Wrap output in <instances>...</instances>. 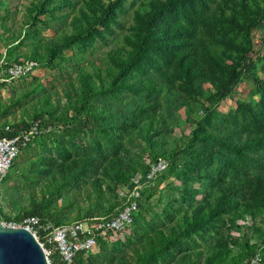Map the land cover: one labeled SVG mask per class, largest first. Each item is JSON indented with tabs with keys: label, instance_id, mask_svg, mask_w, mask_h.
Returning <instances> with one entry per match:
<instances>
[{
	"label": "trees",
	"instance_id": "16d2710c",
	"mask_svg": "<svg viewBox=\"0 0 264 264\" xmlns=\"http://www.w3.org/2000/svg\"><path fill=\"white\" fill-rule=\"evenodd\" d=\"M10 15L0 69L34 59L52 79L21 77L0 110L3 136L43 130L0 181L1 221L113 216L164 158L133 223L76 264H264V0H31L18 32ZM245 81L251 98L223 111Z\"/></svg>",
	"mask_w": 264,
	"mask_h": 264
},
{
	"label": "built area",
	"instance_id": "2783aa9c",
	"mask_svg": "<svg viewBox=\"0 0 264 264\" xmlns=\"http://www.w3.org/2000/svg\"><path fill=\"white\" fill-rule=\"evenodd\" d=\"M38 62L34 59L20 58L8 63L5 58L1 60L0 85L9 84L21 77L34 74ZM6 131L11 126L5 127ZM43 133L39 123L32 122L27 129L20 130L15 136L8 137L0 134V180L8 173L23 147L37 135ZM168 161L159 158L152 163L150 170L143 174L138 172L134 179V186L123 192L124 206L116 214L109 217H95L84 221H74L62 225L52 222H43L39 216L30 215L20 221H2L10 227H24L29 229L40 241L48 258L49 264H76L80 252L95 250L97 239L110 231H121L133 223L134 215L139 209V201L146 184L165 170ZM146 175V180L145 176ZM256 259H253V262Z\"/></svg>",
	"mask_w": 264,
	"mask_h": 264
},
{
	"label": "rangeland",
	"instance_id": "374dc122",
	"mask_svg": "<svg viewBox=\"0 0 264 264\" xmlns=\"http://www.w3.org/2000/svg\"><path fill=\"white\" fill-rule=\"evenodd\" d=\"M5 1H6V4L5 5L2 4L0 6V54L5 53L6 51L5 41L2 40L1 38V35L3 32V29L1 27V25L3 24L2 16L6 14L7 9H8V11L11 13L10 18L8 20V24L13 28L15 32H18L22 28V24H23V21L25 20L26 13H27V7L31 3V0H5ZM126 21L128 22L127 18H126ZM45 34L46 36L51 37L53 35V31H50V30L45 31ZM97 57L102 58L97 61L98 63H102L103 61H105L101 52L97 53ZM34 75L39 76L43 83H46L47 80L52 79L51 75L49 74L48 69L37 68ZM31 80L32 78L27 79V81H31ZM13 85L15 86L14 88H12ZM251 87H252L251 83L247 81L243 82L241 86L238 87L237 91L233 94L232 98H229L225 102H223V104L221 105V109L223 111H228L230 108H233L235 105L234 104L235 100H240V99L249 100L251 98L249 95V90ZM16 89L18 91H16ZM59 89L62 93L61 87H59ZM24 90L25 88L23 87L22 79L20 78L16 79L12 83H9V85L7 84V86L5 87H1L0 88V110L4 109L10 103L12 97L18 96L20 93L24 92ZM33 104L34 102L30 101L26 103L23 109L17 107L15 109V112L11 116H9L7 120L13 122V121H19L23 117L29 118V115L32 114L34 111ZM201 114L200 113L196 114V117H199ZM186 116H187V111H185L184 109L181 110L180 118H186ZM5 121H6L5 118H1L2 123H4ZM176 132L180 134V129L178 128ZM187 132H189V130H187ZM10 184H12V182H10ZM163 186H164V183L160 185V187H163ZM42 189L43 188L41 186L38 187L35 190V195L38 197H41ZM22 192H23V195L26 197H29L31 195V192L26 193L24 190ZM157 197H158V194L154 197V199L156 200ZM23 202L25 204L27 203L26 200ZM1 203H2V198H0V204ZM62 203H63L62 200H60L59 204H62ZM7 209H8V205H7ZM156 209L158 208L156 207ZM238 233L239 232L235 231V235H237ZM129 234H130V231H127L126 233L121 234V236L126 239Z\"/></svg>",
	"mask_w": 264,
	"mask_h": 264
},
{
	"label": "water",
	"instance_id": "95a60500",
	"mask_svg": "<svg viewBox=\"0 0 264 264\" xmlns=\"http://www.w3.org/2000/svg\"><path fill=\"white\" fill-rule=\"evenodd\" d=\"M0 264H49V262L40 241L29 229L10 227L0 220Z\"/></svg>",
	"mask_w": 264,
	"mask_h": 264
}]
</instances>
